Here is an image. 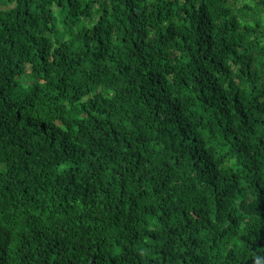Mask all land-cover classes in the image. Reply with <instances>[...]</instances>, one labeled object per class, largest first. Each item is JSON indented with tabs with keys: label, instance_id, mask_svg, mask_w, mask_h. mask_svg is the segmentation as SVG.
Segmentation results:
<instances>
[{
	"label": "trees",
	"instance_id": "16d2710c",
	"mask_svg": "<svg viewBox=\"0 0 264 264\" xmlns=\"http://www.w3.org/2000/svg\"><path fill=\"white\" fill-rule=\"evenodd\" d=\"M0 264H264V0H0Z\"/></svg>",
	"mask_w": 264,
	"mask_h": 264
}]
</instances>
